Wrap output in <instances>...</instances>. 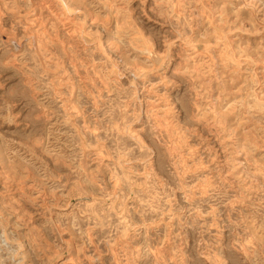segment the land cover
<instances>
[{
    "label": "rangeland",
    "instance_id": "1",
    "mask_svg": "<svg viewBox=\"0 0 264 264\" xmlns=\"http://www.w3.org/2000/svg\"><path fill=\"white\" fill-rule=\"evenodd\" d=\"M0 264H264V0H0Z\"/></svg>",
    "mask_w": 264,
    "mask_h": 264
},
{
    "label": "bare ground",
    "instance_id": "2",
    "mask_svg": "<svg viewBox=\"0 0 264 264\" xmlns=\"http://www.w3.org/2000/svg\"><path fill=\"white\" fill-rule=\"evenodd\" d=\"M246 2V1H245ZM37 4V3H36ZM41 11V10H40ZM6 216V215H5ZM16 252V251H15Z\"/></svg>",
    "mask_w": 264,
    "mask_h": 264
}]
</instances>
